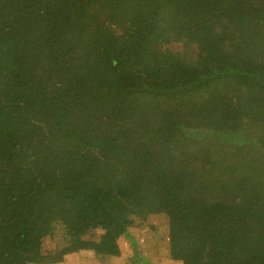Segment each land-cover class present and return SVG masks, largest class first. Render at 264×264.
<instances>
[{
	"label": "trees",
	"instance_id": "obj_1",
	"mask_svg": "<svg viewBox=\"0 0 264 264\" xmlns=\"http://www.w3.org/2000/svg\"><path fill=\"white\" fill-rule=\"evenodd\" d=\"M150 217L181 264H264V0H0V264Z\"/></svg>",
	"mask_w": 264,
	"mask_h": 264
},
{
	"label": "rangeland",
	"instance_id": "obj_2",
	"mask_svg": "<svg viewBox=\"0 0 264 264\" xmlns=\"http://www.w3.org/2000/svg\"><path fill=\"white\" fill-rule=\"evenodd\" d=\"M156 219L150 217L148 221H142L134 218L129 229L132 238H117L119 255H100L93 249H85L69 252L58 261L45 264H181L170 256L168 237L152 227V224L156 226ZM102 234L103 230L95 228L89 236L99 240ZM66 242V230L63 226H58L54 235L44 243V250H60Z\"/></svg>",
	"mask_w": 264,
	"mask_h": 264
}]
</instances>
